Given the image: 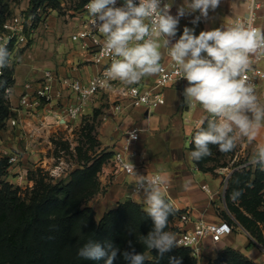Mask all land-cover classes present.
<instances>
[{
  "label": "clouds",
  "instance_id": "9594fccd",
  "mask_svg": "<svg viewBox=\"0 0 264 264\" xmlns=\"http://www.w3.org/2000/svg\"><path fill=\"white\" fill-rule=\"evenodd\" d=\"M116 3L117 0H89L86 5L91 26L104 37L103 50L111 56L101 86H108L106 81L131 86L163 72V47L178 74L188 82L183 91L185 103L189 107L196 103L210 117L207 126L199 127L194 135L191 160L199 161L211 155L210 145L228 153L236 147L238 139L251 142L257 138L264 127V105L259 102L247 73L252 70L254 59L264 57V29L250 22L251 15L227 27L201 31L199 35L186 26L179 39L171 43L177 34L179 18L199 11L200 15L191 21L195 25L201 17L207 18L209 10L214 11L220 0H187L178 8L176 16L170 14L171 3L162 0H139L138 4L124 0L120 7ZM9 63L6 45L0 46V68ZM253 163L264 170V143L256 146ZM125 167L135 170L131 162ZM134 176L135 191L143 192L144 211L153 221L143 244L163 257L177 246L175 234L165 230L168 217L174 211L162 195V186L167 181L162 175L149 177L136 171ZM78 255L89 261L103 259L105 264H113L118 255L131 264H144L147 260L144 253L135 251L132 241H128V250L121 252L111 243L104 246L89 240ZM169 264H181V261L170 257Z\"/></svg>",
  "mask_w": 264,
  "mask_h": 264
},
{
  "label": "rangeland",
  "instance_id": "374dc122",
  "mask_svg": "<svg viewBox=\"0 0 264 264\" xmlns=\"http://www.w3.org/2000/svg\"><path fill=\"white\" fill-rule=\"evenodd\" d=\"M88 1L34 0L31 5V0H2L0 4V32L13 34L7 46L10 63L3 68V72L10 73L11 79L16 76L21 86L19 90H15L14 85L10 88V93L6 91L3 95L7 116L0 122V159H8V163L7 168L0 174V182L12 185L13 189L18 190V195L27 202L30 201L33 189L40 179L50 184L67 183L71 180L73 171L82 168L88 159L109 154L107 150L111 147L108 138L110 134H105L103 130L105 122L115 116L106 96L91 104L88 111L77 120L56 117L55 114L49 117V114H46L44 123H37V128L33 131L25 124L30 122L31 114L43 112H28L21 108L19 103L24 84L40 81L46 70L62 77L79 78L66 71L76 60V53L79 51L71 40L79 22L77 13ZM182 19L179 20V30L183 32L186 26L194 29L192 22H187L186 17ZM5 23L11 24L14 30L9 32L4 29ZM194 34L198 32L194 30ZM85 64L86 62H82L79 67ZM188 115L190 114L184 112V117ZM11 118L17 120L16 126L10 124ZM24 119H27L26 122ZM31 124L29 123L28 127L32 128ZM191 144L190 152L193 147ZM210 146L211 155L201 159L204 169H217L230 174L236 168L250 165L255 172L256 165L252 161L254 152L251 153L250 149L249 152L247 149L242 152L240 142L228 153L220 152L215 145ZM11 157L17 160L10 162ZM236 164L239 165L235 167ZM228 178L221 187L219 213L222 219L228 216L234 221L236 232L237 228L246 232L228 207ZM254 179L252 176L250 189H239L229 200L238 215L243 214L254 220V227L261 231L264 237V183L262 188L257 185L254 190ZM105 193L106 186L101 185L100 191L91 198L88 205L93 207ZM248 236L258 249L264 250V246L258 245L250 233ZM145 256L152 259L149 252ZM198 262L208 263L202 258L198 259Z\"/></svg>",
  "mask_w": 264,
  "mask_h": 264
},
{
  "label": "trees",
  "instance_id": "16d2710c",
  "mask_svg": "<svg viewBox=\"0 0 264 264\" xmlns=\"http://www.w3.org/2000/svg\"><path fill=\"white\" fill-rule=\"evenodd\" d=\"M2 0H0L1 4ZM34 0H31V5ZM0 26H2L0 22ZM3 72L0 78V122L7 116L4 92L15 85V78ZM207 126V121L202 127ZM198 130H195L193 137ZM194 150V143L192 140ZM211 147V146H210ZM113 155L88 159L82 168L73 171L67 183H45L40 179L33 189L30 201L22 199L12 185L0 182V264H105L104 260L89 261L78 255L79 249L89 240L106 246L111 243L128 250V241H132L137 253L149 252L144 264H169L170 257H177L181 264H199L192 250L185 247H173L163 257L157 250L147 249L143 244L144 236L153 228V221L142 206L133 200L119 203L97 218L96 210L88 205L91 198L100 191L99 174L106 161ZM201 170V160L194 161ZM8 159H0V174L7 168ZM239 164H236L237 167ZM253 167L244 165L234 169L228 178V207L236 220L250 233L251 238L264 246L262 232L254 227V220L237 214L230 204V196L239 189H250L252 176L254 190L264 183V170L258 164ZM244 182V183H243ZM253 191V190H252ZM167 201V200H166ZM168 202V201H167ZM174 209V208H173ZM181 211L174 209L168 217L166 231H171L170 223ZM224 221L234 225V221L225 216ZM253 244V240L250 239ZM113 264H131L122 255H118ZM207 264H257L240 250L227 247Z\"/></svg>",
  "mask_w": 264,
  "mask_h": 264
},
{
  "label": "crops",
  "instance_id": "0c3cea01",
  "mask_svg": "<svg viewBox=\"0 0 264 264\" xmlns=\"http://www.w3.org/2000/svg\"><path fill=\"white\" fill-rule=\"evenodd\" d=\"M171 3L170 14L177 15L179 7L184 5L187 0H168ZM190 2V0H189ZM245 12L242 0H220L219 6L213 11L209 10L207 18L201 17L200 21L194 25L196 33L201 31L227 27L231 20ZM199 11L186 14L187 22L192 21L199 16ZM184 17L179 18L182 19ZM183 20V19H182ZM264 29V21L262 23ZM183 33L181 30H177ZM171 43H173L171 38ZM163 54L162 60H169L167 49L161 48ZM86 62L81 58L79 51L76 53V60L72 62L70 69L66 73H72L75 77L86 80L98 72L99 68L90 62L82 67L79 64ZM264 68V61L262 62ZM65 72V71H64ZM15 86L13 89L19 90L21 86L15 76ZM264 85V84H263ZM188 86L187 80H183L175 86L166 89V104L156 110L148 112L143 108H127L122 114L113 115V119L105 122L103 132L109 135V145L107 152L113 155L103 165L102 172L99 175L100 183L106 186V193L103 198H99L93 208L97 212V218L119 205L126 200H133L140 204L143 209V192L135 194L133 186L135 185L134 171L138 175H149L160 173L165 177L169 185L168 189L162 187V195L173 206L174 209L182 212H188L191 221L183 224L179 215L170 223L171 232L175 233L181 229L193 230L196 221L204 220L207 223H219L224 221L219 213V200L221 187L229 173L215 169L201 170L195 162L189 158V147L192 143V137L195 130L202 127L207 121L209 114L199 105L193 103L191 107L185 103L183 91ZM264 105V100L260 102ZM48 106L40 112L42 114H31L30 122L26 127L31 131L37 128L36 124L47 118L49 114L52 117L53 110ZM39 112V111H38ZM184 112L190 115L184 117ZM41 118H39V116ZM175 115V116H174ZM28 119V120H29ZM27 119H24L26 122ZM23 121V122H24ZM32 123V128L28 124ZM47 125V123H45ZM132 127L140 128V138L133 142L128 158L134 165L133 173L129 174L122 170L114 160V154L120 149L123 133ZM237 142L241 143L242 152L251 150L255 153L256 146L264 143V127L260 129L257 138L249 142L246 138H240ZM250 153V154H251ZM135 154V155H134ZM245 154V153H244ZM253 161V160H252ZM187 184V187L185 185ZM206 186L207 190L203 187ZM101 199V200H100ZM232 234L226 235L223 239L213 244L210 240H205L203 260L209 261L225 248L231 247L240 250L257 264H264V250L258 249L250 243L249 234L242 232L237 228Z\"/></svg>",
  "mask_w": 264,
  "mask_h": 264
},
{
  "label": "built area",
  "instance_id": "2783aa9c",
  "mask_svg": "<svg viewBox=\"0 0 264 264\" xmlns=\"http://www.w3.org/2000/svg\"><path fill=\"white\" fill-rule=\"evenodd\" d=\"M245 12L235 16L231 24L236 21L245 20L248 15L252 16L250 22L255 26L263 28L264 21V0H242ZM89 2V1H88ZM87 2V3H88ZM138 4L139 0H134ZM168 3V0H162ZM86 4L78 11L79 22L71 35V40L79 50L81 58L90 62L99 68L98 72L90 78L83 80L81 78L58 76L51 70H46L40 81L36 83H25L19 99L20 107L28 112L43 110L48 106L53 110L56 117H66L69 120L81 118L91 104L96 103L98 99L106 96L111 103V111L114 115L122 114L127 108H143L148 112L154 111L160 106L166 104V89L175 86L185 80L178 74L176 65L169 60H162L164 71L150 77H145L138 84L124 86L118 81H106L108 86H101L105 70L110 66L111 56L103 50L104 37L91 26L92 18L89 16ZM124 0H117L116 6H123ZM230 24V25H231ZM3 28L9 32L14 27L5 23ZM182 35L177 31L176 37L172 38L173 43ZM13 37L12 33L5 34L0 32V46H9ZM264 57L254 59L252 70L247 73L250 81L255 85L256 95L259 102L264 100V68L262 62ZM3 75V68H0V78ZM10 93V89L6 90ZM10 124L17 125V120L11 118ZM141 129L132 127L127 129L122 136V144L119 150L114 154V160L125 172L131 174L134 170H129L125 165L132 163L128 154L131 151L133 142L140 138ZM135 155V154H134ZM15 157L10 158V162L16 161ZM161 175L160 173L149 174V177ZM229 177V176H228ZM169 188L168 184L162 186ZM207 190V187H203ZM135 191V185L133 186ZM183 224L191 221L188 212L179 214ZM235 226L226 221L219 223H207L204 220L195 222L194 229H181L175 232L177 246L192 250V254L198 259H203L204 242L210 240L213 244L220 242L224 236L232 234Z\"/></svg>",
  "mask_w": 264,
  "mask_h": 264
},
{
  "label": "water",
  "instance_id": "95a60500",
  "mask_svg": "<svg viewBox=\"0 0 264 264\" xmlns=\"http://www.w3.org/2000/svg\"><path fill=\"white\" fill-rule=\"evenodd\" d=\"M244 231H246L245 229H244ZM247 232V231H246ZM247 234H249L248 232H247ZM259 245V244H258Z\"/></svg>",
  "mask_w": 264,
  "mask_h": 264
}]
</instances>
